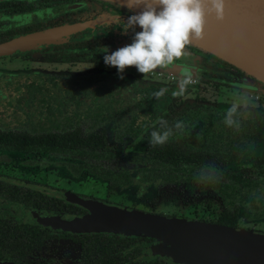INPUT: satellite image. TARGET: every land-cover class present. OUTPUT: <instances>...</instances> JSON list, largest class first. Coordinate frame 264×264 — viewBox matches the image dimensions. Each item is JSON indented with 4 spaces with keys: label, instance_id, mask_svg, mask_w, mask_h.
<instances>
[{
    "label": "flooded vegetation",
    "instance_id": "1",
    "mask_svg": "<svg viewBox=\"0 0 264 264\" xmlns=\"http://www.w3.org/2000/svg\"><path fill=\"white\" fill-rule=\"evenodd\" d=\"M81 8L94 10L93 20H88ZM133 14L135 13L107 0H81L80 2L74 0H0V44L39 32L81 25L77 29L56 32L34 44L0 54V59L12 57L11 55L15 54L19 55L24 68L16 71L10 70L8 67L4 68V64L1 65L3 67H0V134L63 132L69 129L74 130L78 126V131L89 133L99 128L93 124L98 117L116 119L117 117L130 115L136 117L135 125L137 127L144 123L140 134L124 149L127 154L136 156L142 154L149 143L147 142L146 145L142 143L141 149L134 151L132 148L139 147V143H134V141L165 113L164 122L166 121L168 124L171 109L180 111L186 106L196 103L211 105L220 110L229 108L228 106L216 104L206 95V84L213 85L217 91L220 86L240 91L262 90V96H264V85L257 87L254 78L193 43L186 47V57L166 68H158L150 74L142 75L135 72L131 76L130 72L134 70V66L127 69L129 72L125 73L124 79H119L113 75L114 73L110 75L100 70L87 73L78 71L70 73L67 70H56L59 65L70 66L82 61H89L99 69L101 65V48L107 46L110 53L128 45L127 39L132 31L129 30L128 34H122L121 25L123 21H127L129 15ZM89 32H93L89 38L82 37V34ZM117 40H123L124 43L117 44ZM8 63H10V59ZM185 74L191 75L192 83L182 95L174 96L172 93L179 91V81ZM161 82L166 85L163 86ZM159 85L167 88L168 92L160 100H156L151 94L161 89L158 88ZM260 104L261 97L256 109L243 110L239 113L258 111ZM122 110L125 112L122 113ZM120 124L122 122L114 120V122L103 123V127L111 138L113 132L120 129ZM161 125L156 130L163 131ZM263 131L264 127L259 131L257 144L263 139ZM257 144L252 145L249 151ZM23 155L43 157L32 162L16 160L14 157ZM44 158L55 160V163H51L53 168L47 169ZM240 160L227 167L231 169V166L239 163ZM66 161L74 162L73 159L56 153L0 149V170L8 164H13L14 168H20L27 172H30L32 168L43 166L45 173H41V177L46 179L54 177L50 172L52 169L53 171L62 170L68 178L67 185L69 186L59 188L46 182H36L26 177L14 176L0 171L1 183H8L18 188H23L28 183L30 188H35L39 193L44 192L55 199L54 205H56L50 210H42L37 207L27 211L24 206L6 205L4 201L0 202V219L5 220L9 225H20L22 237H25V224H30L33 229H38L48 235L43 246L39 248L32 247L27 253L24 251V245H19L17 248L13 247L12 250L16 254L11 258L1 257L0 262L81 264L87 258V254L82 253L80 247L85 235L107 234L138 237L113 232H81L61 228L59 226L60 222L81 217L88 212L81 205L67 199L65 197L66 193L74 194L83 199L118 204L144 212L184 218L188 217L128 206L119 203L116 198L121 196L120 191L136 185L141 188L139 197H142V193L147 187L161 188L164 185L171 186L174 184L180 185L179 193L181 194L183 206H187L199 198L197 193L189 198L185 195V188L188 185L197 183L183 184L179 181L172 184L155 185L154 183L139 182L138 177L140 174L137 170H133L138 165L132 163L128 158L120 160L119 165L126 168L137 182L126 187L117 188L114 192H109L107 179L96 176L87 169L83 170L79 176H73L63 165ZM75 162L80 163L81 161L75 160ZM263 162L264 159L260 163ZM249 170L244 174H247ZM84 176L91 177L92 181L102 184L98 195H89L75 189L73 185H78ZM91 184L90 182L87 183V187L89 188ZM92 186L95 185L92 184ZM210 192L211 199L217 200L219 203L218 198L214 197V192L211 190ZM194 196L197 197L194 198ZM209 204L207 203L208 206ZM221 205L220 202L219 211ZM241 209L249 212V206H241L239 217ZM48 218H54L56 223L44 224L43 219ZM194 219L208 222H214L215 220V218L212 220ZM248 219L256 223H264V218L251 220L248 215ZM237 227H240V225L238 224ZM87 240L89 239L87 238ZM147 240L151 239L147 238ZM152 240L146 244V250L143 252L145 258L158 256L165 262H171L168 258L151 253L150 247L155 239L152 238Z\"/></svg>",
    "mask_w": 264,
    "mask_h": 264
},
{
    "label": "trees",
    "instance_id": "2",
    "mask_svg": "<svg viewBox=\"0 0 264 264\" xmlns=\"http://www.w3.org/2000/svg\"><path fill=\"white\" fill-rule=\"evenodd\" d=\"M259 108L258 111L237 114L238 131L223 123L226 109L203 103L186 106L180 111L171 109L167 125L172 127L181 121L185 125L183 131L173 127V135L166 144L148 145L142 154L136 156L127 154L124 149L140 134L144 123L137 127L136 117L130 115L116 119L98 117L93 124L99 128L89 133L78 131V126L63 132L0 134V149L56 153L73 159L74 162L63 163L73 176H79L87 169L108 180L109 192L137 182L126 168L119 165L120 160L128 158L138 165L133 170L140 174L139 182L159 185L180 181L208 187L222 203L214 222L237 227L241 206H249L251 220L264 218V162L254 164L247 174L227 167L238 162L252 145L257 144L259 131L264 127V96ZM114 120L122 124L110 138L103 123ZM1 201L6 205L24 206L27 211L37 207L50 210L56 206L55 199L30 188L28 183L18 188L0 182ZM24 227L25 237H22L20 225H9L0 219V258L14 256L16 253L12 248L19 245H24L26 253L32 247L44 245L48 235L33 229L30 224ZM151 240L139 236L85 235L80 247L87 258L81 264H176L165 262L158 256L145 258L143 252Z\"/></svg>",
    "mask_w": 264,
    "mask_h": 264
},
{
    "label": "water",
    "instance_id": "3",
    "mask_svg": "<svg viewBox=\"0 0 264 264\" xmlns=\"http://www.w3.org/2000/svg\"><path fill=\"white\" fill-rule=\"evenodd\" d=\"M107 1L130 10L127 0ZM130 11L137 14L141 9ZM80 26L61 27L2 43L0 54ZM191 43L264 83V0H226L225 19L218 21L214 14L207 16L204 38L192 40ZM65 197L88 212L81 217L60 222L59 226L63 229L154 238L160 243L157 248L150 247L151 253L166 254L174 263L264 264V232L144 212L118 204L83 199L70 193H66ZM43 220H46L44 224L51 225L49 221L55 219Z\"/></svg>",
    "mask_w": 264,
    "mask_h": 264
},
{
    "label": "clouds",
    "instance_id": "4",
    "mask_svg": "<svg viewBox=\"0 0 264 264\" xmlns=\"http://www.w3.org/2000/svg\"><path fill=\"white\" fill-rule=\"evenodd\" d=\"M127 7L141 9L137 14L129 15L121 25L122 34L132 31V42L110 54L107 46L101 48L105 65L116 68L119 79H124L123 74L133 66L142 75L150 74L186 57V47L192 40L204 38L207 16L214 14L218 21L225 19L226 0H127ZM136 26L142 30L136 31ZM191 83V75L185 74L179 81V91L172 94L182 95ZM167 92V88H161L151 96L160 100ZM248 102L245 96L233 100L224 114L225 126L239 130L236 117ZM173 127L183 131L185 125L177 121L169 127L166 121L162 122L161 128L165 130L151 131L149 145L166 144L173 135Z\"/></svg>",
    "mask_w": 264,
    "mask_h": 264
},
{
    "label": "rangeland",
    "instance_id": "5",
    "mask_svg": "<svg viewBox=\"0 0 264 264\" xmlns=\"http://www.w3.org/2000/svg\"><path fill=\"white\" fill-rule=\"evenodd\" d=\"M77 2H80L81 0H74ZM82 7V6H81ZM84 15L88 17V20H93L95 12L94 10L90 11L89 9H84ZM91 31L93 29H90ZM142 29L139 28V26H136V31H141ZM93 32H89L86 34H82L83 38H89L90 35ZM70 36V35H69ZM132 36L133 33L130 35V37L127 39V44H130L132 42ZM117 44L119 43H124L123 40H117ZM194 44V43H193ZM111 53V52H110ZM108 53V54H110ZM101 55V65L99 66V69L93 64L90 63L89 61H82L81 63H77L75 65H59L56 70L60 71H69L72 73L73 71H78L80 73H87V72H95V71H102L107 74L114 73L113 75L117 76V69L114 67H107L104 63V53L100 52ZM12 57H4L0 59V67L2 64H4V68L8 67L10 70H23V64L20 61L19 55H11ZM10 59V63H8V60ZM134 70L130 72V75L132 76L137 70L135 67H133ZM129 69V68H128ZM129 72V70H126L125 73ZM125 73L123 75H125ZM250 76V75H249ZM252 77V76H250ZM255 80V85L258 86H263L264 83L263 81L252 77ZM163 82H161L162 84ZM165 86L164 84H162ZM160 86V85H159ZM206 95L211 98L212 101H214L216 104L220 106H231V103L233 102L234 99H238L240 96H245L248 98L249 102L246 103L244 110H251V109H256L259 98L262 97L263 91L262 90H251V91H240L238 89H231L226 86H220L218 91L215 89L213 85L206 84ZM158 88H163L162 86ZM191 91V90H190ZM192 93V92H191ZM189 94V93H188ZM166 115L163 114L160 116L159 120L155 121L151 126L147 128L145 132H143L139 138H137L134 143L138 142L139 147L132 148L134 151H138L141 149V144L143 143L144 145L147 144L148 140L150 139V134L151 131L156 130V128L164 122ZM263 139L262 141L260 140L259 144L254 146L252 150L249 151L247 155H245L243 158H241L240 162L231 166V169L236 170L241 173H246L254 163H260L262 159H264V131L262 133ZM133 143V144H134ZM132 144V145H133ZM130 151V150H129ZM16 160L20 161H34L38 160V158L43 157V156H14ZM43 159V158H42ZM45 162L47 164V169L50 170L52 167L51 163H55L53 159L50 158H44ZM40 168V171H39ZM2 173H7L11 175H18L20 177H26L28 179H32L34 181H39V182H46L51 185H55L59 188L61 187H69L67 185V180L68 178L65 176L64 172L62 170H55L53 169L50 171L54 177H51L50 179H46L41 177V173H45L43 171V166H38L35 169H30V172L23 171L20 168L16 169L13 167V164H8L4 165L2 169L0 170ZM24 172V173H22ZM78 185H73L75 189H77L80 192L87 193L89 195L93 194H99L100 192V185L101 183H97L95 181H92L91 177L84 176L81 178ZM92 183L95 186H91L88 188L87 183ZM180 185L179 184H174L171 186L164 185L161 188H154V187H147L144 189V192L142 193V197H139V194L141 192V188L139 186H132L129 187L126 190L120 191L121 196L117 197V201L119 203H124L125 205L128 206H134V207H139L144 210L148 211H159L162 212L163 214H170V215H178V216H185L188 218H196V219H204V220H212L216 217L219 209H220V202L218 203L217 200L211 199L210 196V190L207 189L206 187H201L197 184H191L188 185L185 188V195L189 198L193 194H198L199 198L198 200L189 203L187 206L182 205V200H181V194L179 193ZM207 203H210L209 206ZM249 212H246L244 209H241L240 211V217H239V225L242 228H248V229H254V230H263L264 232V223H256L252 222L248 219ZM46 221V220H43ZM46 223V222H45ZM51 224H55L56 221H49ZM160 241L155 240V242L151 245L154 246V248H157L159 245ZM153 248V247H152ZM156 250V249H155ZM150 251L152 249L150 248ZM156 255H159L155 252ZM154 254V255H155ZM161 255V254H160ZM165 258H168L166 254L161 255ZM169 259V258H168Z\"/></svg>",
    "mask_w": 264,
    "mask_h": 264
}]
</instances>
